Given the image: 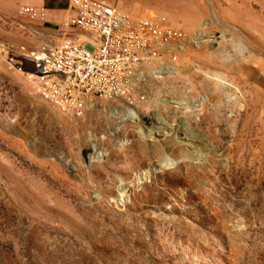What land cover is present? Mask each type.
Segmentation results:
<instances>
[{
  "label": "rangeland",
  "instance_id": "374dc122",
  "mask_svg": "<svg viewBox=\"0 0 264 264\" xmlns=\"http://www.w3.org/2000/svg\"><path fill=\"white\" fill-rule=\"evenodd\" d=\"M103 1L204 29L197 72L170 82L213 106L181 124L156 98L123 124L98 99L76 118L0 64V264H264V0ZM47 3L0 0V42L59 45L71 12L20 13Z\"/></svg>",
  "mask_w": 264,
  "mask_h": 264
},
{
  "label": "built area",
  "instance_id": "2783aa9c",
  "mask_svg": "<svg viewBox=\"0 0 264 264\" xmlns=\"http://www.w3.org/2000/svg\"><path fill=\"white\" fill-rule=\"evenodd\" d=\"M68 2L71 14L59 45L32 49L0 42V64L21 73L43 100L76 118L92 102L111 100L123 124L131 122L128 109L140 115V105L156 98L170 109L167 117L181 124L187 117L198 122L213 106L209 93L193 90L190 84L175 93L170 82L184 67L190 74L197 72L191 53L205 43L204 29L188 32L152 17H135L103 0ZM20 13L47 27L55 24L44 5L26 4Z\"/></svg>",
  "mask_w": 264,
  "mask_h": 264
},
{
  "label": "crops",
  "instance_id": "0c3cea01",
  "mask_svg": "<svg viewBox=\"0 0 264 264\" xmlns=\"http://www.w3.org/2000/svg\"><path fill=\"white\" fill-rule=\"evenodd\" d=\"M46 8L49 10V17L54 20H64L69 15L70 5L68 0H47Z\"/></svg>",
  "mask_w": 264,
  "mask_h": 264
},
{
  "label": "bare ground",
  "instance_id": "6f19581e",
  "mask_svg": "<svg viewBox=\"0 0 264 264\" xmlns=\"http://www.w3.org/2000/svg\"><path fill=\"white\" fill-rule=\"evenodd\" d=\"M214 38V37H213ZM206 41V39L204 40V42ZM93 103H95V102H92L91 104H93ZM90 104V105H91ZM121 113V111L119 112V114ZM137 112L135 111V110H132V109H128V111H127V116L126 117H128V119L131 121V122H134V121H136V119H137ZM133 117H134V119H133ZM138 118H139V116H138ZM125 119V118H124ZM139 120V119H138ZM123 121V120H122ZM182 142V141H181ZM183 143V142H182ZM189 143V142H188ZM187 143V144H188ZM162 164V163H161ZM167 167V166H166ZM162 168V167H161ZM163 168H165V166L163 167ZM162 168V169H163Z\"/></svg>",
  "mask_w": 264,
  "mask_h": 264
}]
</instances>
